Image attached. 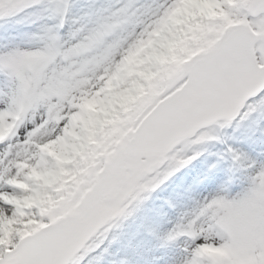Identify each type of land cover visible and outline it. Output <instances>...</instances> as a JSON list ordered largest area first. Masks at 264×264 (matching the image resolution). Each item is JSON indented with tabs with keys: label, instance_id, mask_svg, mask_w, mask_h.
<instances>
[{
	"label": "snow or ice",
	"instance_id": "1",
	"mask_svg": "<svg viewBox=\"0 0 264 264\" xmlns=\"http://www.w3.org/2000/svg\"><path fill=\"white\" fill-rule=\"evenodd\" d=\"M73 8L0 0L34 29L0 45V264H96L203 153L156 209L172 226L145 225L159 264H264V0ZM246 119L258 140L226 144Z\"/></svg>",
	"mask_w": 264,
	"mask_h": 264
},
{
	"label": "rangeland",
	"instance_id": "2",
	"mask_svg": "<svg viewBox=\"0 0 264 264\" xmlns=\"http://www.w3.org/2000/svg\"><path fill=\"white\" fill-rule=\"evenodd\" d=\"M74 2H76V4H74L73 11L75 13H79L82 10H87L98 4H103L112 8H116L121 6L125 2V0H74ZM68 27L69 25H66L65 30H67ZM32 31H34V29L30 26L12 25L11 22L7 26L0 25V45H3L4 43L9 41L26 40L27 36H25L24 33H30ZM250 129V120L246 119L239 121V127H229L224 130L226 136L225 143L233 146H240L241 144H243L241 140L244 138H251L252 140L254 138L258 140L259 134L253 133L252 130L250 132ZM224 146L225 145L220 142H214V144L210 148V152L215 153L217 151H222ZM205 157H207L209 160L215 159L214 155H209L207 153L206 155L201 156V158H197V160L192 161V164L180 169L179 172H177L173 177L169 179V181H166L164 185H161L156 192L150 194L146 202L148 203V201L151 199H157L162 201L163 204L164 200L167 199L169 195L178 197V193H180L182 189L180 185H175L177 179L183 174L186 175L193 165H198V161L205 159ZM169 186H171V189L169 191H165L164 189ZM238 190L239 189L237 186H233V192ZM208 191H210V189L201 190V194L207 195ZM160 193H162V196H159ZM146 202L144 201L143 206L138 210L147 209V207L145 206ZM181 202L183 203L184 201ZM149 205L154 210L158 209L155 208V202H151ZM148 218L149 222H139L140 224H135L132 226L131 224L126 225L125 221L133 220V214L127 217L126 219L119 221V227H114L111 230L109 239H111V236L114 235L117 239L115 247L120 248L121 250H111L110 254H104V257H101L102 260L100 258L96 262V264H110V261L114 258H118L120 256L125 255L130 256L136 262V264H149L148 262H154L153 264H159L160 257L165 250L160 249L157 247V245H155L158 242L147 233L145 225L150 223L159 232L162 233L167 231L172 226V221H174L175 216L174 214H169L165 216L155 211L154 213L151 212ZM138 229L139 231H136ZM105 243H107V241ZM114 254H117L118 256H114Z\"/></svg>",
	"mask_w": 264,
	"mask_h": 264
},
{
	"label": "bare ground",
	"instance_id": "3",
	"mask_svg": "<svg viewBox=\"0 0 264 264\" xmlns=\"http://www.w3.org/2000/svg\"><path fill=\"white\" fill-rule=\"evenodd\" d=\"M77 2V1H76ZM76 2H74V4H76ZM251 130L252 129H250V132H251ZM251 138H244V139H242L241 141H242V143H244L245 141H248V140H250ZM252 140V139H251ZM253 140H256V139H254L253 138ZM207 153H203L201 156H203V155H206ZM201 156L200 157H198V159L199 158H201ZM182 176H184V174L182 175ZM182 176H180V177H182ZM180 177L177 179V182H176V184L175 185H180ZM171 189V186H169V187H166L164 190L165 191H169ZM163 190V191H164ZM159 196H162V193H160V195ZM146 202V201H145ZM151 202H155V208H159L160 206H161V204H162V201H160V200H157V199H155V200H153V199H151V200H149L148 201V203L146 202L145 203V206L147 207V209H144V210H138L137 209V211H135L134 213H133V220H131V221H125L126 222V225L128 224H131V226L132 225H138V224H140L139 222H141V223H143V222H149V218H148V216H150V214H151V212L152 213H154L156 210H154L153 208H151V206L149 205ZM148 204V205H147ZM136 231H139V229L138 230H136ZM116 242H117V239L114 241V242H112L111 243V245H109V252L111 251V250H115V251H120L121 249L120 248H116L115 247V244H116ZM107 244V243H106ZM114 256H118L117 254H114ZM104 257V255L102 256V258ZM102 258H101V260H102ZM104 261V260H103ZM102 261V262H103Z\"/></svg>",
	"mask_w": 264,
	"mask_h": 264
}]
</instances>
